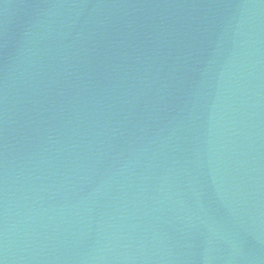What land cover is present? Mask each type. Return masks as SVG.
Returning a JSON list of instances; mask_svg holds the SVG:
<instances>
[{
  "label": "water",
  "instance_id": "95a60500",
  "mask_svg": "<svg viewBox=\"0 0 264 264\" xmlns=\"http://www.w3.org/2000/svg\"><path fill=\"white\" fill-rule=\"evenodd\" d=\"M0 264H264V0H0Z\"/></svg>",
  "mask_w": 264,
  "mask_h": 264
}]
</instances>
